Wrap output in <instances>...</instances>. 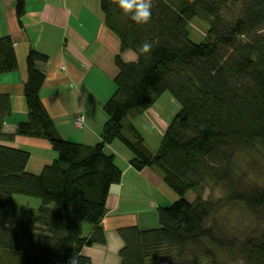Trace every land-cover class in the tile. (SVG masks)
<instances>
[{"label": "trees", "instance_id": "16d2710c", "mask_svg": "<svg viewBox=\"0 0 264 264\" xmlns=\"http://www.w3.org/2000/svg\"><path fill=\"white\" fill-rule=\"evenodd\" d=\"M24 3L15 0L17 17ZM99 8L120 44L99 142L60 137L40 96L45 76L37 64L47 57L32 48L23 84L27 117L13 134L3 133L11 110L8 94L0 93V137H40L56 152L33 174L25 169L27 150L0 144V264H68L71 256L78 257L75 264H92L80 251L104 243L100 222L107 193L121 179L114 154L105 151L114 140L132 153L134 169H156L177 196L157 208L158 227L118 230L123 241L119 264H221L219 254L264 264V183L249 179L247 172L257 163L255 156L264 159V0H154L151 21L143 26L112 0H99ZM195 18L206 23L205 40L199 43L188 31ZM144 42L153 49L140 55ZM126 50L139 56L138 62L123 61L120 54ZM16 67L12 39L0 37V74ZM165 92L180 109L151 153L126 120ZM214 187L224 197L204 199V190ZM188 191L195 194L192 201L185 197ZM13 195L36 198L40 205L19 221ZM235 203L258 222L250 236L217 231L215 212ZM85 224L92 227L88 236L82 234Z\"/></svg>", "mask_w": 264, "mask_h": 264}, {"label": "crops", "instance_id": "0c3cea01", "mask_svg": "<svg viewBox=\"0 0 264 264\" xmlns=\"http://www.w3.org/2000/svg\"><path fill=\"white\" fill-rule=\"evenodd\" d=\"M24 1V12L17 17L15 0H0V37L12 39L17 59L15 70L0 74V93L8 94L11 110L4 120V135L13 134L17 123L27 117L23 84L25 57L32 48L47 57L37 64L45 76L40 96L60 137L87 145L99 142L107 120L103 105L115 88L114 57L120 45L117 36L104 24L99 0ZM120 55L125 62H133L132 57L136 56L130 50ZM179 109L178 102L165 92L151 107L132 112L126 122L138 131L146 148L155 153ZM79 115L83 117L82 127L73 122ZM0 144L27 150L25 169L33 174H38L56 157L49 142L40 137L17 135L11 140L0 137ZM105 151L114 154L121 168V179L107 193L106 211L100 222L104 243L83 246L80 252L92 264H119L118 252L123 241L118 230L129 226L142 230L158 227L157 208L168 206L177 196L156 169H134L129 164L133 155L120 141H112ZM33 201L12 196L16 219L19 206L33 212L40 205V201ZM85 225L82 234L88 236L92 227Z\"/></svg>", "mask_w": 264, "mask_h": 264}, {"label": "rangeland", "instance_id": "374dc122", "mask_svg": "<svg viewBox=\"0 0 264 264\" xmlns=\"http://www.w3.org/2000/svg\"><path fill=\"white\" fill-rule=\"evenodd\" d=\"M188 31L190 34V39L193 42H202L205 40L206 23L195 18L189 23ZM130 116L131 115L128 117ZM255 159L257 160V163H254V165L247 171L248 178L257 180L260 183H264V159H261L258 156H255ZM242 165L243 164L241 163V166ZM19 196L20 198L29 200L30 202H34L33 200L39 202V200L36 198L25 197L21 195ZM185 197L188 201H192L195 197V194L193 191H188ZM202 197L204 199H209L212 202H216L218 199H222L224 197V192L219 187L206 188L202 194ZM171 203L172 202H169V205ZM31 213L32 212H28L24 205L21 207L19 206L17 220L25 221L28 217H30ZM214 217L216 219V226L219 235H224L227 237L244 238L252 235V233L259 227L254 216L249 214L246 208L241 204L235 203L225 206L221 205L215 212ZM85 226H87V224ZM218 256L221 264H244L243 261L237 257H224L221 254Z\"/></svg>", "mask_w": 264, "mask_h": 264}, {"label": "clouds", "instance_id": "9594fccd", "mask_svg": "<svg viewBox=\"0 0 264 264\" xmlns=\"http://www.w3.org/2000/svg\"><path fill=\"white\" fill-rule=\"evenodd\" d=\"M120 10L137 25L149 24L152 18V8L154 0H112ZM153 49L150 42H144L139 48L140 55H147ZM133 61L138 62L139 56L132 57ZM78 257H69L68 264H75Z\"/></svg>", "mask_w": 264, "mask_h": 264}, {"label": "built area", "instance_id": "2783aa9c", "mask_svg": "<svg viewBox=\"0 0 264 264\" xmlns=\"http://www.w3.org/2000/svg\"><path fill=\"white\" fill-rule=\"evenodd\" d=\"M74 124L77 126V127H82L83 125V117L82 116H77L75 119H74Z\"/></svg>", "mask_w": 264, "mask_h": 264}]
</instances>
